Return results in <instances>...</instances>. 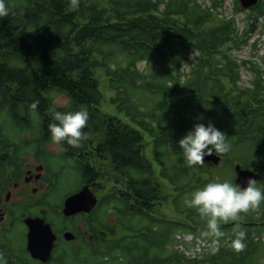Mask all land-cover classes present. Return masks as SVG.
Masks as SVG:
<instances>
[{
    "label": "trees",
    "instance_id": "trees-1",
    "mask_svg": "<svg viewBox=\"0 0 264 264\" xmlns=\"http://www.w3.org/2000/svg\"><path fill=\"white\" fill-rule=\"evenodd\" d=\"M223 6L0 0V167L14 162L9 147L16 143L7 138H64L86 154L77 171L84 180L94 174L100 199L88 224L94 240L59 251L52 264L263 263L256 238L264 235V70L255 59L264 0L242 24ZM103 82L116 90L111 102L125 117L104 111ZM53 93L70 103L56 106ZM203 148L224 165L205 162ZM237 163L263 177L244 211L226 176ZM178 233L221 238L222 248L188 260L171 250ZM15 254L11 244L0 264H12Z\"/></svg>",
    "mask_w": 264,
    "mask_h": 264
},
{
    "label": "flooded vegetation",
    "instance_id": "flooded-vegetation-1",
    "mask_svg": "<svg viewBox=\"0 0 264 264\" xmlns=\"http://www.w3.org/2000/svg\"><path fill=\"white\" fill-rule=\"evenodd\" d=\"M6 141H15L16 144L9 147V151H12L10 156L14 158V162H11L12 168L8 170L3 167L2 177L0 178V212H2L0 216L2 221L10 215L8 205L13 203L12 198L16 191L25 190L21 192L22 199L18 201V204L25 201L23 198L25 194L27 195V199L32 198L31 193L39 197L35 201L22 206L20 213L11 211V215L8 217L9 220L0 229L2 236L0 260L2 256L4 257L7 254L12 244L16 248L15 258L12 257L11 259L12 264H19V258L25 257L24 253H27L29 258H25L23 264H28L29 259L37 262V264H45L33 259L28 251L29 227L25 224V220L29 217H41L44 219L47 223L51 224L57 236L53 255L51 260L46 264H51L55 260V252L60 248L63 249L61 252H64L66 249L74 246L73 249L79 251L80 247L84 246L87 242H92L94 236L91 231L87 230L84 232L76 226V222L83 219L86 220L88 214L82 213L66 218L62 215L65 201H55L57 200L59 187L62 183V173L66 169L70 170L71 162L66 159L68 156L65 153V150L68 151L70 149L67 142L59 137L7 138ZM39 142L44 143V145L37 146ZM51 144H54V148ZM81 155V153H75L77 159H80ZM90 174L88 175L89 181L81 182L80 188L73 194L81 191L87 185L91 186L94 190L92 186L94 184V174ZM42 213L47 215L51 221H47ZM60 219L66 221V223L60 229L61 231L58 232L54 229L53 224L54 221H59ZM21 226L27 229L26 239L23 234L26 245L19 247L21 233L16 237V241L13 240V236H15L16 229ZM67 232L75 234L76 239L67 241L64 237Z\"/></svg>",
    "mask_w": 264,
    "mask_h": 264
},
{
    "label": "rangeland",
    "instance_id": "rangeland-1",
    "mask_svg": "<svg viewBox=\"0 0 264 264\" xmlns=\"http://www.w3.org/2000/svg\"><path fill=\"white\" fill-rule=\"evenodd\" d=\"M221 1V0H220ZM238 2H240L239 0H224V6L221 8V10L223 11L224 15L225 16H229V17H233L235 19L238 20V22H240L242 24V22L244 20H246V18L249 16L250 12H247V13H244V12H237L236 11V6L235 4ZM200 2L204 3L205 5L206 4H211L212 3V0H200ZM264 22V18L261 19V23ZM251 54V50L250 48H247L246 51L243 53L244 56H249ZM260 59H259V62L262 61L264 62V39H263V43L262 45L260 46ZM141 68H144L145 67V63H141L139 64ZM100 77L101 78H106V75H103V73L100 72ZM243 78L245 81H248L250 79V75L244 71L243 72ZM105 83L103 82V87H102V90H103V93L106 97V100L103 104V109L106 113L108 114H111V115H121L123 117H125V114L124 113H120L118 111V108L117 106H114L111 102V99L113 97H115V95L117 96V92L116 90H110L108 87H106L104 85ZM53 99H54V103L56 104V106L58 107H65L67 106L69 103H70V100L68 97H66L65 95L63 94H59V93H53ZM35 118V116L32 115V119ZM0 126L4 128V122L0 119ZM37 136H40V135H36V136H33L31 135L29 132H27V135L23 136L22 138H29V137H37ZM5 140L2 138V141ZM51 146H53L54 148V144H51ZM12 151H9V154L11 155ZM11 157V156H10ZM12 159H14L13 157H11ZM70 163V162H69ZM224 164L222 163L219 167H222ZM102 166V165H100ZM104 166V165H103ZM210 168H212L210 166V164L208 165ZM107 168V166H105ZM2 169L3 167L1 166L0 167V178L2 177ZM104 176H106V173L103 174ZM226 176L228 178V182L229 183H232L233 181L235 182V174L234 172H231V171H228L226 173ZM83 177V174L80 173L79 171H76L75 173H73V169L71 168V170L69 169H66L63 171L62 173V183H61V186L59 187V191H58V196H57V200L55 201H62V199L67 196L69 193L71 192H74L76 191L77 189L80 188V181ZM101 182H105L103 179L101 180ZM100 182V183H101ZM233 182V184H234ZM255 189H257V187H255ZM1 191V190H0ZM25 190H19V191H16L12 200H13V203L8 205L9 207V211H10V215H11V211H14L15 213H20L21 211V207L24 206L25 204L29 203V202H33L36 200L37 197L39 196H34L33 193H31V196L32 198L30 199H27V195L25 194L24 195V202L21 203V204H18V201H21L22 199V196H21V192H24ZM236 194V200L238 201V203L240 204V207L241 209L244 211L245 209H248L249 207L251 208L250 205H252V203H254L255 199L253 196L249 195V194H245L243 192L239 193L238 190H233ZM171 210H174V206L172 203L169 204V209L165 208V211H163L166 215H172ZM167 211H170L169 213H167ZM42 212V211H40ZM38 213V212H37ZM251 213H253L256 217L259 216V209H253L251 211ZM2 214V212H0V215ZM43 214V213H42ZM221 214V209H217L215 210L212 214H211V218L213 216H219ZM9 215V216H10ZM5 217L4 221H2L1 219V216H0V229L4 226L5 222L8 221V217ZM43 217L45 219H47V221H51V219H49V217L45 214H43ZM86 220H79L78 222H76V226H78V228H81L82 231H87L89 230V228L87 227L86 225ZM57 224L55 225V221H54V229H56V231H61L60 229L63 228L65 226V223L66 221L64 220H59L58 222H56ZM238 229V227H235L234 230ZM17 233H21V238L19 240V247L21 246H24L26 245L25 243V239H26V234H27V229L24 227V226H21L19 227V232ZM25 236V239H24V236ZM227 238V242L232 238L230 237H226ZM200 240H203V241H197L196 244H194V242L196 241V239L194 238L193 235L189 234L187 236H183L182 239H180V242H177V243H180L181 244V241L183 242H188L189 244V251L187 252V250L183 247V246H179V245H175L174 247H171V250H181V251H186L187 252V257H189L188 254H195V253H199V256L198 258H203V257H207L210 255L211 251L212 250L211 248L208 249V251H203L202 253H200V250L201 248L204 246V245H208V241H206L205 239H200ZM1 241H2V236H1V232H0V246H1ZM198 244V249H195V247L197 246ZM212 254V253H211ZM264 264V260H263V263Z\"/></svg>",
    "mask_w": 264,
    "mask_h": 264
},
{
    "label": "water",
    "instance_id": "water-1",
    "mask_svg": "<svg viewBox=\"0 0 264 264\" xmlns=\"http://www.w3.org/2000/svg\"><path fill=\"white\" fill-rule=\"evenodd\" d=\"M242 7L251 9L258 5L259 0H240ZM203 159L213 163L214 165H220L222 158L216 154H210L208 150H202ZM237 178L235 185L244 193L250 192L251 195H256V190H250L252 183L262 180L261 175L256 172L244 169L241 165H237L235 168ZM98 204V197L90 188V186L84 187L82 191L70 196L65 202V208L63 214L66 217L78 215L80 213H91ZM25 224L29 227L28 234V251L32 258L43 263H47L52 257L55 249L57 236L54 233L52 226L40 217H29L25 220ZM65 238L68 241L75 239L73 233H66Z\"/></svg>",
    "mask_w": 264,
    "mask_h": 264
},
{
    "label": "built area",
    "instance_id": "built-area-1",
    "mask_svg": "<svg viewBox=\"0 0 264 264\" xmlns=\"http://www.w3.org/2000/svg\"><path fill=\"white\" fill-rule=\"evenodd\" d=\"M179 239H182V237L181 236H179ZM198 240H196L195 242H194V244L197 242ZM199 241H203V240H199ZM219 245V243L216 241V242H214V243H211V242H209L208 243V245H204L202 248H201V250H200V253H202L203 251H208V249L209 248H211V247H213V246H215V247H217ZM181 246H183L185 249H186V245L184 244V243H182L181 244ZM195 249H198V244H197V246L195 247ZM187 250V249H186ZM189 250H187V252H188ZM186 252V251H185ZM187 252H186V254H187ZM189 255V257L190 258H198V257H200L199 256V253H195V254H188Z\"/></svg>",
    "mask_w": 264,
    "mask_h": 264
}]
</instances>
